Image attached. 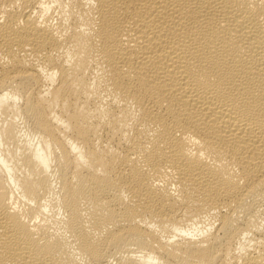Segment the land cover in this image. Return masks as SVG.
Wrapping results in <instances>:
<instances>
[{
  "label": "bare ground",
  "instance_id": "6f19581e",
  "mask_svg": "<svg viewBox=\"0 0 264 264\" xmlns=\"http://www.w3.org/2000/svg\"><path fill=\"white\" fill-rule=\"evenodd\" d=\"M0 264H264V0H0Z\"/></svg>",
  "mask_w": 264,
  "mask_h": 264
}]
</instances>
